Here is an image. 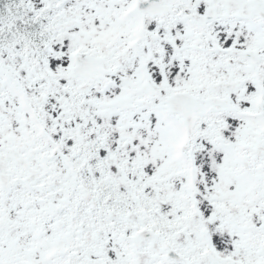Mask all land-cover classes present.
I'll use <instances>...</instances> for the list:
<instances>
[{"label":"snow or ice","instance_id":"6c2138e0","mask_svg":"<svg viewBox=\"0 0 264 264\" xmlns=\"http://www.w3.org/2000/svg\"><path fill=\"white\" fill-rule=\"evenodd\" d=\"M0 264H264V0H0Z\"/></svg>","mask_w":264,"mask_h":264}]
</instances>
